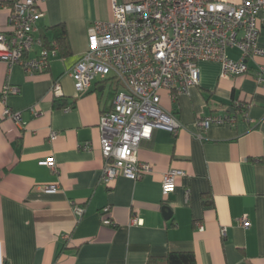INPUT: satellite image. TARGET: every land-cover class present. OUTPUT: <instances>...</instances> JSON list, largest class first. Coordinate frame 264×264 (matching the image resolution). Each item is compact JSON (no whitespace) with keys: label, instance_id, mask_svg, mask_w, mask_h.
I'll use <instances>...</instances> for the list:
<instances>
[{"label":"crops","instance_id":"obj_1","mask_svg":"<svg viewBox=\"0 0 264 264\" xmlns=\"http://www.w3.org/2000/svg\"><path fill=\"white\" fill-rule=\"evenodd\" d=\"M18 1L0 0V32L10 31L7 3ZM39 7L34 36L56 46L48 71L28 75L0 62V96L7 83L18 88L5 104L24 123L19 128L4 119L0 105V264H165L167 254L178 252L193 253L195 264H264V85L254 79L264 59H248V74L230 78L221 77L219 63L201 61L199 82L187 94L172 99L160 90L161 109L181 128L155 129L140 143L138 160L148 174L137 181L119 176L106 186L99 182L98 123L111 108L114 85L94 81L79 95L69 73L88 49L89 26L112 19L111 1L45 0ZM58 25L66 29L65 57L52 32ZM256 42L264 49L263 28ZM226 54L241 57L236 48ZM54 82L58 98L51 94ZM237 99L247 104L244 116L198 137V119ZM48 158L56 172L43 164ZM170 170L184 176L163 197L162 177ZM74 207L83 208L80 218ZM105 207L115 227L102 225ZM243 216L247 229L238 223ZM132 218L138 223L130 224Z\"/></svg>","mask_w":264,"mask_h":264},{"label":"built area","instance_id":"obj_2","mask_svg":"<svg viewBox=\"0 0 264 264\" xmlns=\"http://www.w3.org/2000/svg\"><path fill=\"white\" fill-rule=\"evenodd\" d=\"M45 0L14 2L8 16V33L0 32V62L8 68L17 65L24 73L47 72L49 60L55 55V45L46 47L34 36L42 12L39 4ZM110 21H96L88 28V49L71 69L69 76L77 94H86L94 81L114 85L111 108L103 112L98 123L100 150L104 160L99 182L108 186L119 176L139 180L151 169L138 160L140 143L149 140L155 129L176 133L180 122L163 111L159 105L160 90L172 99L188 93L199 82L198 62H217L221 77L248 74L247 60L264 59V49L257 45L260 30L264 29V0H242L232 4L225 0H110ZM37 49L34 57L30 53ZM236 48L238 60L228 58L226 51ZM258 85H264V67L254 75ZM18 93L8 83L2 88L0 105L2 117L23 128L21 112L6 107L5 99ZM51 94L61 96L58 82ZM247 104L235 101L219 113L196 121L197 135L212 126H232L238 115L244 116ZM33 116L39 112L31 108ZM51 134V138H54ZM56 172L52 158L43 162ZM184 176L170 170L162 177L161 194L168 196L175 188V179ZM55 186L46 188L54 192ZM80 218L83 208L74 207ZM103 226L115 227L101 210ZM138 221L131 219L130 224ZM247 229L246 216L238 220ZM202 230V227H199ZM225 230H222L224 235Z\"/></svg>","mask_w":264,"mask_h":264},{"label":"trees","instance_id":"obj_3","mask_svg":"<svg viewBox=\"0 0 264 264\" xmlns=\"http://www.w3.org/2000/svg\"><path fill=\"white\" fill-rule=\"evenodd\" d=\"M14 2L7 3L9 7L12 6ZM54 35V40L56 45H58L59 54L61 57H65L69 54V50L66 44L67 36L66 29L63 25H58L52 28ZM241 103V100L237 99ZM235 101L232 102V104ZM246 103V102H245ZM165 264H195V256L191 252H178V253H169L165 257Z\"/></svg>","mask_w":264,"mask_h":264}]
</instances>
